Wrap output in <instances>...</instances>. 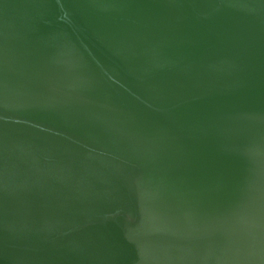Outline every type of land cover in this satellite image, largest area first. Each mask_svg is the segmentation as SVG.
<instances>
[{
	"label": "water",
	"instance_id": "95a60500",
	"mask_svg": "<svg viewBox=\"0 0 264 264\" xmlns=\"http://www.w3.org/2000/svg\"><path fill=\"white\" fill-rule=\"evenodd\" d=\"M0 264H264V0H0Z\"/></svg>",
	"mask_w": 264,
	"mask_h": 264
}]
</instances>
